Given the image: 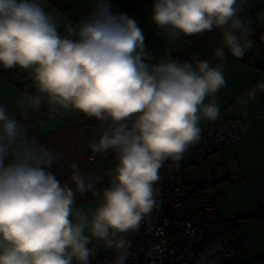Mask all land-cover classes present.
<instances>
[{"label": "clouds", "instance_id": "1", "mask_svg": "<svg viewBox=\"0 0 264 264\" xmlns=\"http://www.w3.org/2000/svg\"><path fill=\"white\" fill-rule=\"evenodd\" d=\"M240 12L238 0H153L151 20L171 41L219 30L213 58L222 62L250 47ZM150 59L138 22L109 0H93L86 18L63 25L41 0H0V67L31 80L17 103L95 118L101 131L88 147L116 161L102 189V177L75 163L71 184H61L49 169L63 154L0 105V264H89L100 246L125 264L127 234L157 208L160 169L199 142L201 120L219 118L215 97L227 86L221 63ZM77 194L99 201L90 218Z\"/></svg>", "mask_w": 264, "mask_h": 264}, {"label": "crops", "instance_id": "2", "mask_svg": "<svg viewBox=\"0 0 264 264\" xmlns=\"http://www.w3.org/2000/svg\"><path fill=\"white\" fill-rule=\"evenodd\" d=\"M45 11L50 12L58 25L65 21L77 24L86 18L92 6L90 0H41ZM114 13L124 12L135 19L145 36L147 50L151 53L149 63H158L169 57L181 63L191 62L193 57L209 60L213 65L222 64L227 86L222 88L215 99L221 111L229 107V113L239 117L244 125V134L229 146L219 149L204 159H197L189 148L179 161L187 175L196 182L210 181L215 185L221 199L216 204L218 216L232 221L229 230L231 242L239 250V264H264V91L261 90L262 76L257 65L264 58V0H238L240 15L249 28L250 47L246 50L247 61L231 54L221 62L213 58V49L220 44L219 30L199 36L180 37L169 40L163 30L151 20L153 0H109ZM63 33V28L59 29ZM195 68V64H193ZM28 72L19 68L0 71V105L8 113L25 124L31 135L54 152L63 154V159L54 163L53 172L61 184H71L69 165L75 163L81 170V155L91 151L88 145L97 140L101 128L95 118L82 113L49 112L47 106L40 110H25L17 101L23 89L30 87ZM255 94L247 96L246 88ZM213 97H208V103ZM207 120H201L199 127L204 130ZM92 152V151H91ZM218 162L220 168L211 172L209 166ZM111 152L97 154L96 167L108 172L115 166ZM77 207L89 218L99 201L81 200L76 197ZM261 211V222L255 218ZM86 235L89 234L87 231ZM92 247V245H89ZM110 249L96 247L90 262L100 259Z\"/></svg>", "mask_w": 264, "mask_h": 264}, {"label": "built area", "instance_id": "3", "mask_svg": "<svg viewBox=\"0 0 264 264\" xmlns=\"http://www.w3.org/2000/svg\"><path fill=\"white\" fill-rule=\"evenodd\" d=\"M90 1L92 4L93 0ZM238 59L247 61V53ZM257 69L264 85V58ZM246 94L250 97L255 92L248 87ZM243 134L242 120L231 115L227 106L220 111L216 121L208 122L201 131L199 142L190 148L197 159H204ZM96 159V153H83L81 171L102 177L97 184L102 189L107 186L108 179L106 172L97 169ZM219 168L218 162L209 166L211 172ZM159 175L157 208L137 232L127 234L130 247L125 264H239V250L229 237L233 222L220 218L216 212L221 197L215 185L210 181L192 180L179 162L175 165L166 161ZM79 198L94 199L90 194L79 195ZM260 213L255 218L257 224L261 222ZM114 255L110 249L96 260V264H112Z\"/></svg>", "mask_w": 264, "mask_h": 264}, {"label": "trees", "instance_id": "4", "mask_svg": "<svg viewBox=\"0 0 264 264\" xmlns=\"http://www.w3.org/2000/svg\"><path fill=\"white\" fill-rule=\"evenodd\" d=\"M90 264H96V261L90 262Z\"/></svg>", "mask_w": 264, "mask_h": 264}]
</instances>
